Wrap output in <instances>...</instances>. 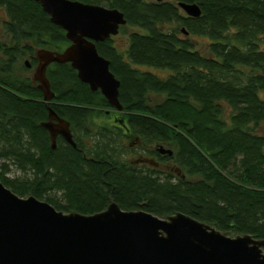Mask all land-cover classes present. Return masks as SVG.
<instances>
[{"label": "trees", "instance_id": "obj_1", "mask_svg": "<svg viewBox=\"0 0 264 264\" xmlns=\"http://www.w3.org/2000/svg\"><path fill=\"white\" fill-rule=\"evenodd\" d=\"M79 1L125 14V50L114 37L96 43L121 82L123 110L71 63L48 66L55 96L44 100L33 74H23L35 70L37 49L62 51L70 41L39 2L0 0V180L65 213L92 215L115 202L264 239V0ZM180 2L198 3L201 16ZM49 107L70 122L75 146L58 137L52 148L42 126ZM130 142L172 149L168 159L185 177L137 164ZM12 168L19 174L10 177Z\"/></svg>", "mask_w": 264, "mask_h": 264}, {"label": "water", "instance_id": "obj_2", "mask_svg": "<svg viewBox=\"0 0 264 264\" xmlns=\"http://www.w3.org/2000/svg\"><path fill=\"white\" fill-rule=\"evenodd\" d=\"M34 1L70 41L62 51H36L38 64L32 79L44 100L55 96L48 66L71 63L82 82L122 111L121 82L96 43L118 35L127 24L125 14L79 0ZM179 6L190 17L202 14L198 3ZM182 31L189 34L185 28ZM25 64L32 66L29 60ZM48 111L49 119L42 126L49 132L52 148L60 136L75 146L70 122L52 108ZM159 150L173 153L163 146ZM0 264H264V239L251 234L231 237L183 212L160 217L144 210H124L115 202L92 215L65 213L35 196H19L0 180Z\"/></svg>", "mask_w": 264, "mask_h": 264}, {"label": "flooded vegetation", "instance_id": "obj_3", "mask_svg": "<svg viewBox=\"0 0 264 264\" xmlns=\"http://www.w3.org/2000/svg\"><path fill=\"white\" fill-rule=\"evenodd\" d=\"M7 20L6 12L0 9V30L4 28L3 24ZM61 137V136H60ZM160 145V144H159ZM159 145H148L144 147L142 142H130V152L138 157L135 162L137 164H145L152 166L155 170H170V172L176 177H185L182 170L175 164L173 159H168L170 154L162 153L158 146ZM166 147V146H165ZM171 156H173L171 154Z\"/></svg>", "mask_w": 264, "mask_h": 264}, {"label": "rangeland", "instance_id": "obj_4", "mask_svg": "<svg viewBox=\"0 0 264 264\" xmlns=\"http://www.w3.org/2000/svg\"><path fill=\"white\" fill-rule=\"evenodd\" d=\"M182 11L185 13V11H184L183 9H182ZM185 14H186V13H185ZM173 25H174V24H173ZM2 31H3V29L0 30V38H1V39L4 38V36H2V35H4V33H5V31H3V32H2ZM131 31H133V30L128 29V32H129V33H130ZM128 35H129L128 33H124V34L119 33L118 35L114 36L115 44H116L119 48H121L122 50H125V48H126V46H127ZM25 60H30V59H29V57H25V58L22 59V62H21V63H23V61H25ZM150 70H152V71H154V72H156V73H159V74H163V73L166 72V71H164V70H160V69H156V68H150ZM33 71H34V70H33ZM33 71H31V72H26V73H24L23 75H25V76H32ZM260 131H261L262 134L264 135V126L261 127ZM164 148H165V147H164ZM165 149H166V148H165ZM128 157H130V159L133 160L136 156H134V157H132V156H128ZM17 174H19V172L16 173V171H15L14 168H12V171L9 172V176H10V177H14V176L17 175ZM228 235L231 236V237H234V236H236V235H238V234H232V233H229Z\"/></svg>", "mask_w": 264, "mask_h": 264}]
</instances>
